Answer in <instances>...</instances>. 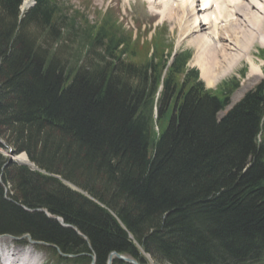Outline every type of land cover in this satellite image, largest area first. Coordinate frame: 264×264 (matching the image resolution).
Returning a JSON list of instances; mask_svg holds the SVG:
<instances>
[{
	"label": "trees",
	"instance_id": "16d2710c",
	"mask_svg": "<svg viewBox=\"0 0 264 264\" xmlns=\"http://www.w3.org/2000/svg\"><path fill=\"white\" fill-rule=\"evenodd\" d=\"M23 1L0 0V236L49 264H264V83L220 117L238 83L207 89L166 29ZM76 25L74 60L49 49Z\"/></svg>",
	"mask_w": 264,
	"mask_h": 264
},
{
	"label": "rangeland",
	"instance_id": "374dc122",
	"mask_svg": "<svg viewBox=\"0 0 264 264\" xmlns=\"http://www.w3.org/2000/svg\"><path fill=\"white\" fill-rule=\"evenodd\" d=\"M58 2L63 9L68 11L70 16L77 17L79 22L78 26L84 25L85 21H88L92 25L97 24L102 20L105 13L112 11L113 17L118 19L121 31L123 33L133 32L135 38L142 34L144 36L142 41H150L151 37L155 36L158 30L166 29V38L173 43L174 50L177 52H190L192 57L189 61V67L197 68L195 66L196 48L189 44L190 40L195 37L191 36L190 38H186L187 34L184 30L192 21L191 14L186 8V0H157L156 2L153 1L155 2L154 4H150L148 0H130L127 3L126 0H58ZM196 2L198 1L194 0V4ZM180 6L183 7V9L179 11ZM198 9L200 8H197V10ZM25 10H28V8ZM200 14L201 12H199V15ZM78 26L76 25L71 32L64 30V35L60 41H50L47 45L49 49L51 51H56L57 55L65 59L74 60L82 46L80 32L77 31L79 30ZM210 34L211 31L208 30L205 35L209 36ZM261 50H264V47L257 45L251 52V58L255 65L262 69L263 74L259 80L253 83L250 81L251 64L248 60H244L238 68L228 73L227 77L221 79L214 86L209 87L205 82L207 88L216 89L217 86L223 82L232 80L236 82L235 79L238 81L240 87L231 96L228 109L236 105L247 93L254 90L264 81V60L261 59ZM224 115L225 112H221L219 116L223 117ZM10 151L11 150L5 151V156L8 160L11 155ZM22 155L25 154H14L13 157L15 162L13 163L33 167L29 159H27V162L21 160ZM10 187L11 186H5L8 194H10ZM17 250L19 253L22 252L21 256L16 258L19 264L26 263L27 260H30L32 257H34L33 259L39 260L35 264H48L51 262L50 251L41 248L40 245L35 244L30 239L23 238L17 240L8 235L0 236V264H2L3 260L6 263L7 259L2 258L5 254L12 255L14 252H17ZM148 264L156 263L148 257Z\"/></svg>",
	"mask_w": 264,
	"mask_h": 264
},
{
	"label": "bare ground",
	"instance_id": "6f19581e",
	"mask_svg": "<svg viewBox=\"0 0 264 264\" xmlns=\"http://www.w3.org/2000/svg\"><path fill=\"white\" fill-rule=\"evenodd\" d=\"M153 1L157 0H149V3L154 4ZM197 1V4L194 0L185 2L192 21L184 30L186 38L195 37L189 44L196 48L195 66L201 72V79L212 87L248 60L251 64L250 81L259 80L262 69L255 65L251 52L257 45L264 47V0ZM32 2L25 0L23 8H29ZM196 7L200 8V15ZM181 9L180 6L179 11ZM208 30L211 31L209 36L205 35ZM26 156H21L23 162L28 161ZM21 253L17 250L12 255L5 254L2 258L7 260L2 264H19L16 258ZM33 258L24 264L39 261Z\"/></svg>",
	"mask_w": 264,
	"mask_h": 264
},
{
	"label": "water",
	"instance_id": "95a60500",
	"mask_svg": "<svg viewBox=\"0 0 264 264\" xmlns=\"http://www.w3.org/2000/svg\"><path fill=\"white\" fill-rule=\"evenodd\" d=\"M10 157H9V160H8V162L6 163V165L5 166H8V165H10L11 163H13L14 162V152L13 151H11L10 152ZM63 226H67V225H65V224H63ZM114 258H117V259H119V260H122V261H125V262H127V263H129V264H139L136 260H134V259H132V258H129V257H125V256H122V255H120V254H118V253H112L111 255H110V259H109V264H111V262H112V260L114 259Z\"/></svg>",
	"mask_w": 264,
	"mask_h": 264
}]
</instances>
